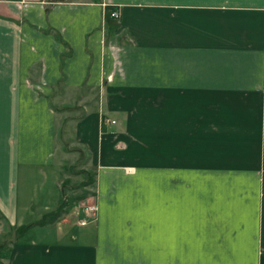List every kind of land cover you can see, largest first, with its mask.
<instances>
[{
	"label": "crops",
	"instance_id": "0c3cea01",
	"mask_svg": "<svg viewBox=\"0 0 264 264\" xmlns=\"http://www.w3.org/2000/svg\"><path fill=\"white\" fill-rule=\"evenodd\" d=\"M0 215L3 264H264V0H0Z\"/></svg>",
	"mask_w": 264,
	"mask_h": 264
},
{
	"label": "rangeland",
	"instance_id": "374dc122",
	"mask_svg": "<svg viewBox=\"0 0 264 264\" xmlns=\"http://www.w3.org/2000/svg\"><path fill=\"white\" fill-rule=\"evenodd\" d=\"M68 133L63 132V129H61L60 131V143L64 146L65 149L69 150V148H77V146L73 143L72 139L68 140L67 138H65L67 136ZM79 153L77 154V159L75 160L74 164H70L67 167V173L71 174V175H75L76 181L75 184L72 185L71 187H69V192H75V194H71L69 195L68 191L67 196L65 198H63V203H70L72 204L73 202H77L78 200H80L82 198V196H78V195H84V197L87 195L89 196V202L87 204H85L84 206H86L87 208L89 206H93L94 207V211H90L88 212L87 208H86V213L88 215V217L86 218V223H95L96 218H97V204L95 201V195H94V190H84L83 189V183H87L90 180H92L93 177V167L90 168V170H83L82 168H80V166L82 164H84L85 162H87L88 154L83 151L81 148L79 149ZM82 175L83 179L81 180L79 177ZM92 184V183H91ZM80 190H83L81 193L79 192ZM75 197V198H73ZM78 198V199H77ZM74 199V200H73ZM62 203V202H61ZM62 203V204H63ZM75 204V203H73ZM74 205H72L71 208H68L66 216L64 215V223L69 224V225H75V226H79V225H85V224H80V220H81V211H80V207L83 206L82 204H77L76 207H73ZM85 211V208H84ZM60 216H62V213H60ZM183 219L181 221V225L183 226ZM185 226H190V227H196L197 224L194 223V221L191 220H187L185 221ZM179 225V220H178V226ZM26 227L23 228H19V229H15L14 227H12L6 220H4L3 216L0 215V258H4L7 254H8V247L9 244L11 242H14L15 240L21 239L22 236L24 235L25 231H26ZM183 247V246H182ZM172 262L174 263V261L177 260L178 263L181 262V264H183V248L181 249V251H172ZM2 260H0V264H3L1 262Z\"/></svg>",
	"mask_w": 264,
	"mask_h": 264
},
{
	"label": "built area",
	"instance_id": "2783aa9c",
	"mask_svg": "<svg viewBox=\"0 0 264 264\" xmlns=\"http://www.w3.org/2000/svg\"><path fill=\"white\" fill-rule=\"evenodd\" d=\"M119 11H117L116 9H114V10H112L111 12H110V16L111 17H113V18H118L119 17ZM111 122L112 123H115V120H111ZM86 206H85V213H86ZM87 210H88V212H90V211H94V207L93 206H89L88 208H87ZM88 217V215H87V213L85 214V216L84 217H82L81 218V220H80V224H85L86 223V218Z\"/></svg>",
	"mask_w": 264,
	"mask_h": 264
}]
</instances>
